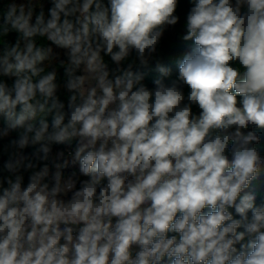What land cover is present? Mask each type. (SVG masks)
<instances>
[{
    "label": "clouds",
    "instance_id": "clouds-1",
    "mask_svg": "<svg viewBox=\"0 0 264 264\" xmlns=\"http://www.w3.org/2000/svg\"><path fill=\"white\" fill-rule=\"evenodd\" d=\"M0 0V264H264V0Z\"/></svg>",
    "mask_w": 264,
    "mask_h": 264
},
{
    "label": "trees",
    "instance_id": "trees-1",
    "mask_svg": "<svg viewBox=\"0 0 264 264\" xmlns=\"http://www.w3.org/2000/svg\"><path fill=\"white\" fill-rule=\"evenodd\" d=\"M189 7L190 0H181L178 9V14L181 18L180 23L166 35L160 48V58L165 64L172 66L173 74L176 72L175 61L182 57V55L191 47V42H184L181 39L185 32V17Z\"/></svg>",
    "mask_w": 264,
    "mask_h": 264
}]
</instances>
